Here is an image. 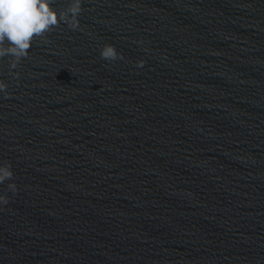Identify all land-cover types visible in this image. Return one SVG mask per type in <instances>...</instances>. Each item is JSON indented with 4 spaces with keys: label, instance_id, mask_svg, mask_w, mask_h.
<instances>
[{
    "label": "water",
    "instance_id": "obj_1",
    "mask_svg": "<svg viewBox=\"0 0 264 264\" xmlns=\"http://www.w3.org/2000/svg\"><path fill=\"white\" fill-rule=\"evenodd\" d=\"M49 6L0 55V264H264V0Z\"/></svg>",
    "mask_w": 264,
    "mask_h": 264
},
{
    "label": "clouds",
    "instance_id": "obj_2",
    "mask_svg": "<svg viewBox=\"0 0 264 264\" xmlns=\"http://www.w3.org/2000/svg\"><path fill=\"white\" fill-rule=\"evenodd\" d=\"M57 13L50 8L49 0H0V42L7 40L9 49H0V55L24 56L32 38L41 35L57 24ZM112 46L102 52L105 58H115ZM0 181L11 173L8 165H0ZM8 203L6 196L0 195V206Z\"/></svg>",
    "mask_w": 264,
    "mask_h": 264
}]
</instances>
